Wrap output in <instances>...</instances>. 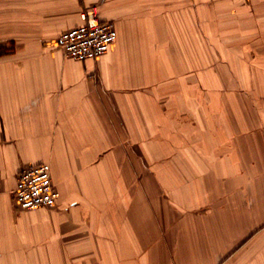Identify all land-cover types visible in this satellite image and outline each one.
<instances>
[{
	"label": "crops",
	"instance_id": "crops-1",
	"mask_svg": "<svg viewBox=\"0 0 264 264\" xmlns=\"http://www.w3.org/2000/svg\"><path fill=\"white\" fill-rule=\"evenodd\" d=\"M92 8L117 37L70 58ZM255 88L264 0H0V264H264ZM40 162L57 204L21 209Z\"/></svg>",
	"mask_w": 264,
	"mask_h": 264
},
{
	"label": "built area",
	"instance_id": "built-area-1",
	"mask_svg": "<svg viewBox=\"0 0 264 264\" xmlns=\"http://www.w3.org/2000/svg\"><path fill=\"white\" fill-rule=\"evenodd\" d=\"M82 23L59 34L56 41L66 56L76 60L94 59L105 53L115 41L117 31L113 21L99 20L95 10L81 13ZM59 192L51 178V166L40 162L23 168L14 189V199L21 209H36L57 204Z\"/></svg>",
	"mask_w": 264,
	"mask_h": 264
},
{
	"label": "rangeland",
	"instance_id": "rangeland-1",
	"mask_svg": "<svg viewBox=\"0 0 264 264\" xmlns=\"http://www.w3.org/2000/svg\"><path fill=\"white\" fill-rule=\"evenodd\" d=\"M226 89V88H225ZM230 89H228L226 92H228ZM231 90H233V91H235L237 94H239L240 96L241 95H244V93L246 92V91H250V90H248V89H244V88H237V87H234L233 89H231ZM239 90V92H237ZM225 91V90H224ZM252 91H259V94H264V88H262V90L261 89H258V88H255V89H253ZM253 94H257V93H253Z\"/></svg>",
	"mask_w": 264,
	"mask_h": 264
}]
</instances>
